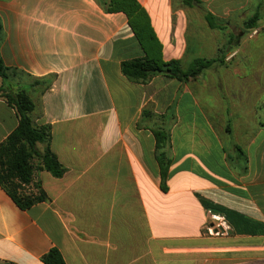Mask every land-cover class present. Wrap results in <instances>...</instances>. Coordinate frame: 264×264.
<instances>
[{
  "label": "crops",
  "instance_id": "1",
  "mask_svg": "<svg viewBox=\"0 0 264 264\" xmlns=\"http://www.w3.org/2000/svg\"><path fill=\"white\" fill-rule=\"evenodd\" d=\"M137 2L147 22L98 0H0L8 82L28 90L67 169L35 174L50 201L28 210L0 186V264H44L53 248L66 264H264V88L212 97L190 81L122 73L146 55L133 25L146 46L154 32L164 61L193 67L203 45L189 40L191 15L229 48L230 65L264 63L241 53L262 37L264 0ZM145 109L167 123L142 124ZM18 124L0 97V144ZM164 125L172 163L162 190L152 128Z\"/></svg>",
  "mask_w": 264,
  "mask_h": 264
},
{
  "label": "trees",
  "instance_id": "2",
  "mask_svg": "<svg viewBox=\"0 0 264 264\" xmlns=\"http://www.w3.org/2000/svg\"><path fill=\"white\" fill-rule=\"evenodd\" d=\"M101 5L110 13L124 12L130 19L134 18L133 13H138L137 18L148 21L137 0H98ZM210 20L213 17H209ZM258 17L246 23L247 28L254 29ZM133 29L143 45L145 57L123 62L122 73L130 81L135 83H149L156 76H165L177 79L182 83L200 76L205 70L214 66L225 65V58L229 53V48L220 49L221 57L212 59L197 60L193 67L188 70L183 69L180 60L164 61L162 58V48L156 40L153 31H150L151 39L154 43L146 46L140 31ZM3 37V24L0 16V47ZM10 70L3 63L0 56V78L2 86L0 97L12 107L18 117L17 128L8 136L6 141L0 144V186L22 209L28 210L31 207L49 202L47 193L43 190L39 182L35 183L37 172H48L53 178L61 179L67 169L60 163L57 156L51 150L52 130L47 124L37 123V107L26 89H13L8 80ZM51 81L46 85L49 88ZM169 121L174 118V113H169ZM150 118H158L167 123V116H156L151 111L145 109L142 114V124ZM156 138L157 161L160 168L161 188L165 190V184L169 169L172 163L170 148L171 135L167 126L152 128ZM44 264H66L60 252L53 248L43 258Z\"/></svg>",
  "mask_w": 264,
  "mask_h": 264
},
{
  "label": "rangeland",
  "instance_id": "3",
  "mask_svg": "<svg viewBox=\"0 0 264 264\" xmlns=\"http://www.w3.org/2000/svg\"><path fill=\"white\" fill-rule=\"evenodd\" d=\"M192 18H194V20H192ZM190 19L189 40L191 41L192 38H199L201 45H203L200 48V55L195 54L194 56L202 57L201 59L221 57L219 50H224V48L219 46L221 42L217 39V33L204 25L201 17L191 15ZM260 34H262L263 38L260 36L258 41L251 42L250 45L247 46L244 44L241 48L242 55L250 54L258 57V59L261 57H263L261 59H264V44L263 47H261V42L263 41L264 43V31H261ZM190 52H193L192 48ZM192 55L193 54L190 53L189 57ZM256 57L254 58L257 59ZM263 77V62L246 63L243 61L242 63L230 65L229 58H227V60H225V65L205 70L200 76L190 80V85L214 97V94L223 88H243L248 90L254 88L255 90H260V88H264Z\"/></svg>",
  "mask_w": 264,
  "mask_h": 264
}]
</instances>
